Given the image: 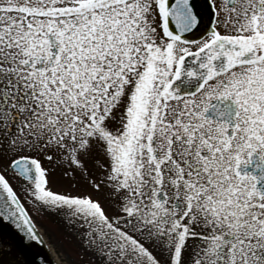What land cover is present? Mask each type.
<instances>
[{
	"label": "snow or ice",
	"instance_id": "6c2138e0",
	"mask_svg": "<svg viewBox=\"0 0 264 264\" xmlns=\"http://www.w3.org/2000/svg\"><path fill=\"white\" fill-rule=\"evenodd\" d=\"M0 264H264V0H0Z\"/></svg>",
	"mask_w": 264,
	"mask_h": 264
},
{
	"label": "rangeland",
	"instance_id": "374dc122",
	"mask_svg": "<svg viewBox=\"0 0 264 264\" xmlns=\"http://www.w3.org/2000/svg\"><path fill=\"white\" fill-rule=\"evenodd\" d=\"M36 223L40 227V230H41L40 234L42 236L44 235L45 230H50L49 226H50L51 221H49V220H37ZM50 234H52L54 236L56 235V233L54 231H50ZM45 239L47 240V237H45ZM64 248H65V250H69L71 248V245L70 244H65Z\"/></svg>",
	"mask_w": 264,
	"mask_h": 264
},
{
	"label": "water",
	"instance_id": "95a60500",
	"mask_svg": "<svg viewBox=\"0 0 264 264\" xmlns=\"http://www.w3.org/2000/svg\"><path fill=\"white\" fill-rule=\"evenodd\" d=\"M194 2L196 3V5L198 7H200V6L203 5L204 0H194ZM32 251H33V253H37L38 252L41 256L45 255V250L43 248H35Z\"/></svg>",
	"mask_w": 264,
	"mask_h": 264
},
{
	"label": "bare ground",
	"instance_id": "6f19581e",
	"mask_svg": "<svg viewBox=\"0 0 264 264\" xmlns=\"http://www.w3.org/2000/svg\"><path fill=\"white\" fill-rule=\"evenodd\" d=\"M52 259L54 260V259H55V257L53 256V257H52Z\"/></svg>",
	"mask_w": 264,
	"mask_h": 264
}]
</instances>
